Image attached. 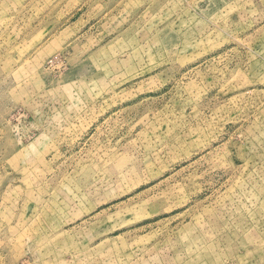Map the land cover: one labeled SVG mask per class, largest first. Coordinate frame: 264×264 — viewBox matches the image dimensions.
I'll use <instances>...</instances> for the list:
<instances>
[{
    "label": "rangeland",
    "instance_id": "obj_1",
    "mask_svg": "<svg viewBox=\"0 0 264 264\" xmlns=\"http://www.w3.org/2000/svg\"><path fill=\"white\" fill-rule=\"evenodd\" d=\"M0 264H264V0H0Z\"/></svg>",
    "mask_w": 264,
    "mask_h": 264
}]
</instances>
